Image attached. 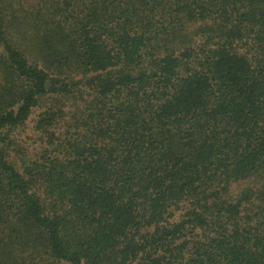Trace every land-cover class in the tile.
Wrapping results in <instances>:
<instances>
[{
	"label": "trees",
	"instance_id": "1",
	"mask_svg": "<svg viewBox=\"0 0 264 264\" xmlns=\"http://www.w3.org/2000/svg\"><path fill=\"white\" fill-rule=\"evenodd\" d=\"M0 264H264V0H0Z\"/></svg>",
	"mask_w": 264,
	"mask_h": 264
}]
</instances>
